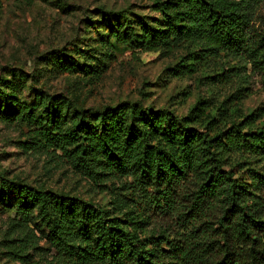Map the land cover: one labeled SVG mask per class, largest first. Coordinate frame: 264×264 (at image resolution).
<instances>
[{
    "label": "trees",
    "instance_id": "obj_1",
    "mask_svg": "<svg viewBox=\"0 0 264 264\" xmlns=\"http://www.w3.org/2000/svg\"><path fill=\"white\" fill-rule=\"evenodd\" d=\"M260 4L153 0L151 25H112L108 15L103 46L109 56L117 46L165 54L185 47L188 62L174 77L219 62L227 68L214 83H245L246 66L264 64ZM56 64L95 72L78 61ZM16 91L0 78V119L24 125V151L52 153L94 183L116 182L105 187L111 195L103 206L0 179V213L27 222L35 212L59 257L72 264H264V125L253 115L234 120L230 97L219 105L199 101L185 116L121 103L74 111L68 121L54 98L27 104Z\"/></svg>",
    "mask_w": 264,
    "mask_h": 264
},
{
    "label": "rangeland",
    "instance_id": "obj_2",
    "mask_svg": "<svg viewBox=\"0 0 264 264\" xmlns=\"http://www.w3.org/2000/svg\"><path fill=\"white\" fill-rule=\"evenodd\" d=\"M152 4L153 0H0V78L14 83L19 99L27 104L40 97L54 98L68 121L74 111L121 103L185 116L199 101L219 105L230 97L234 120L253 115L257 125H264V64L247 65L245 83L231 77L216 84L221 70L227 68L219 62L198 65L190 76L172 75L176 66L188 62L190 51L185 47L165 54L131 53L117 46L109 56L103 46L108 40L107 16L112 25L124 19L133 27L141 20L151 25L157 18ZM257 16L264 26V0ZM59 58L78 61L95 72L62 71L56 64ZM25 134L23 124L0 119V179L107 204L111 194L105 187L116 183L113 179L94 183L52 153L24 151L20 143ZM0 264L72 263L52 249L48 231L35 212L22 222L3 211Z\"/></svg>",
    "mask_w": 264,
    "mask_h": 264
}]
</instances>
